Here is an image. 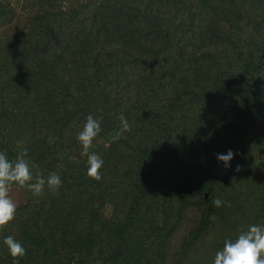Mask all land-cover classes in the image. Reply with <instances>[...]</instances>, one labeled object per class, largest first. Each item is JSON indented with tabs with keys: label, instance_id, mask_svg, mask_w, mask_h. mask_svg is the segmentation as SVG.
<instances>
[{
	"label": "trees",
	"instance_id": "trees-1",
	"mask_svg": "<svg viewBox=\"0 0 264 264\" xmlns=\"http://www.w3.org/2000/svg\"><path fill=\"white\" fill-rule=\"evenodd\" d=\"M90 114L100 181L77 140ZM23 148L62 185L12 186L0 264L10 235L19 264H214L264 226V0H0V152Z\"/></svg>",
	"mask_w": 264,
	"mask_h": 264
},
{
	"label": "clouds",
	"instance_id": "clouds-1",
	"mask_svg": "<svg viewBox=\"0 0 264 264\" xmlns=\"http://www.w3.org/2000/svg\"><path fill=\"white\" fill-rule=\"evenodd\" d=\"M121 129L112 136L116 141L123 132L130 130V125L126 118L119 116ZM101 119L88 115L83 130L77 135V140L82 146L81 155L87 157V175L96 181L102 179L101 169L103 159L91 151L93 141L101 133ZM18 147L20 142H17ZM28 150L23 148L14 160H10L6 153L0 152V230L6 228L10 222L15 219L17 205L10 198V190L13 185L26 189L34 197L44 194L45 185L51 191H58L62 185L61 177L53 172L45 178L42 174L37 173L35 176L32 172L31 161L27 159ZM234 158V153L229 150L227 154H218L217 159L222 161L225 167H230V161ZM239 171V167L237 168ZM214 207H222L224 202L216 198L212 201ZM230 206V205H229ZM3 243L7 246L14 264H19V258L26 255V249L13 236L4 238ZM214 264H264V226L252 224L246 229H242L235 240L228 239L224 242L222 250L215 254Z\"/></svg>",
	"mask_w": 264,
	"mask_h": 264
},
{
	"label": "rangeland",
	"instance_id": "rangeland-1",
	"mask_svg": "<svg viewBox=\"0 0 264 264\" xmlns=\"http://www.w3.org/2000/svg\"><path fill=\"white\" fill-rule=\"evenodd\" d=\"M10 198L13 199V201L16 203V205H20L23 201H24V196L21 192V190L18 187H12L10 190ZM189 214H187V218L190 219L191 222H193L196 218H197V211L196 209H191V211L188 212ZM0 234H1V230H0ZM209 238H206L202 241H197V244L195 246V250H197V252L200 255H208V243L206 242ZM203 243V244H202ZM177 250V245L174 247V251ZM215 256V255H214ZM178 256L175 257V259Z\"/></svg>",
	"mask_w": 264,
	"mask_h": 264
}]
</instances>
